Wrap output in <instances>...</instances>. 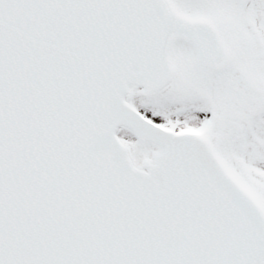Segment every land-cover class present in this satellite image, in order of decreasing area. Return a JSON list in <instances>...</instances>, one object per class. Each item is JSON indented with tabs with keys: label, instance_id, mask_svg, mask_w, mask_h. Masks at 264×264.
<instances>
[{
	"label": "snow or ice",
	"instance_id": "1",
	"mask_svg": "<svg viewBox=\"0 0 264 264\" xmlns=\"http://www.w3.org/2000/svg\"><path fill=\"white\" fill-rule=\"evenodd\" d=\"M0 264H264V0H0Z\"/></svg>",
	"mask_w": 264,
	"mask_h": 264
}]
</instances>
